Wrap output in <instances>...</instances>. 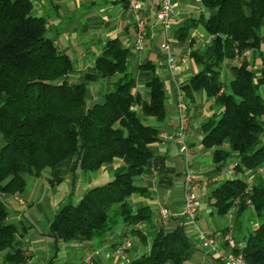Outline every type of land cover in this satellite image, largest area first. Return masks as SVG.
I'll return each mask as SVG.
<instances>
[{"label":"trees","instance_id":"trees-1","mask_svg":"<svg viewBox=\"0 0 264 264\" xmlns=\"http://www.w3.org/2000/svg\"><path fill=\"white\" fill-rule=\"evenodd\" d=\"M201 2L214 9L200 19L211 38L203 50L191 53L199 70L182 90L190 98L203 89L219 108L202 123L201 138L202 147L213 150L215 169L233 158L237 172L254 171L251 183L241 177L225 179L210 197L221 214L234 207L239 217L252 206L258 225L245 235L242 248L232 252H240L246 264H264V179L257 171L264 164V95L259 92L264 65L257 73L249 60L237 58L260 47L264 0ZM46 30V20L33 13L31 0H0V264H27L31 257L23 248L24 233L9 217L10 199L25 189L22 174L40 176L72 154L78 155L75 171L96 172L105 163L114 166L108 181L90 187L76 202L69 198L53 214L48 227L52 258L60 243L97 242L123 222L141 243L150 240L149 249L130 264H183L191 256L183 228L159 227L146 237L135 225L150 222L151 211L147 206L134 210L130 200L134 193L147 192L135 181L148 173L150 145L159 138L148 118L166 116L162 81L153 74L146 84L148 99L141 100L133 90L128 49L114 38L105 43L84 81L70 83L67 76L74 62L56 50ZM179 38L185 40L186 29ZM233 59L239 61L232 67L234 76L220 92L221 65ZM106 77L115 80L102 100L86 106L88 84Z\"/></svg>","mask_w":264,"mask_h":264},{"label":"crops","instance_id":"crops-1","mask_svg":"<svg viewBox=\"0 0 264 264\" xmlns=\"http://www.w3.org/2000/svg\"><path fill=\"white\" fill-rule=\"evenodd\" d=\"M31 1L33 13L46 20V34L52 38L56 50L67 54L74 62V69L67 76L70 83L84 81L85 74L92 72L95 58L101 54L105 43L114 38L120 46L128 49L127 60L133 76V90L140 95L141 100L148 99L146 84L153 74L162 81L166 92V116L163 120L148 118L149 124L158 129L159 138L150 145L152 157L148 161V173L138 176L135 181L137 186L146 188L147 192L134 193L130 198L134 210L149 207L151 221L139 222L135 227L149 237L159 227L172 230L181 226L191 250L190 258L183 264H219V255L232 251L224 239L229 231L235 248H242L245 235L258 225L257 219L253 217L252 206L239 217H235V208L221 214L211 204L210 193L228 178L241 177L251 183L254 171L237 172L233 168V158L220 170L215 169L213 150L203 148L201 138L202 123L216 114L219 108L214 98L203 89L195 91L190 98H185L182 90L190 76L199 70L191 53L203 50L211 38L200 19L208 18L214 13V9L203 6L201 0H176L173 23L165 30L155 18L158 0H140L145 34L143 40L138 42L134 16L128 8L127 0ZM183 28L186 29L185 40L179 38ZM261 32H264V16ZM162 43H167L169 48H161ZM245 58L259 73L264 65V38L259 49L249 50ZM238 60H225L222 63L220 72L224 87L234 76L232 67ZM113 80L115 77L97 78L90 82L85 92L86 106L90 107L102 100L104 91ZM259 90L264 95V85ZM178 93H182L186 103L187 157L179 152L171 136L176 128ZM134 107L138 109V104ZM2 142L0 137V145ZM77 156L72 154L58 163L52 171H44L40 176L23 173L25 189L10 199L9 217L18 230L24 233L23 248L31 254L27 264H130L134 258L149 249L150 240L147 238L144 244L141 243L136 235L128 232L130 227L123 222H118L97 242L79 239L60 243L55 258H52L53 252L42 256L34 250L35 245L40 244L53 249L49 223L53 214L71 199V195L80 198L97 180L107 181L110 178L113 163L103 164L95 172L96 175H92L88 171L74 170ZM187 169L195 181L205 182L195 188L200 204L194 219L181 213L184 202L183 182ZM260 175L264 179V172ZM161 206L170 212L166 221L159 218L158 209ZM203 234L211 235L215 251L210 250L204 242L201 237ZM120 248H123V254L118 253ZM79 253L85 256L81 257ZM77 255L80 256V263Z\"/></svg>","mask_w":264,"mask_h":264},{"label":"built area","instance_id":"built-area-1","mask_svg":"<svg viewBox=\"0 0 264 264\" xmlns=\"http://www.w3.org/2000/svg\"><path fill=\"white\" fill-rule=\"evenodd\" d=\"M176 4H177L176 0H158V7L155 12V18L165 30L170 28V26L173 23ZM127 5L129 10L132 12L134 16V21L137 28L138 42L142 41L145 34L144 20L141 13L142 3L140 0H127ZM161 48L166 50L169 48V46L167 43H162ZM248 52L249 50L243 51L241 54L237 56V58L241 60L242 58L246 57ZM223 89L224 86L222 85L220 88V92ZM176 114H177L176 128L171 136L174 138L175 143L178 146L179 152L184 157H187L189 154L188 146L186 142V129L188 126L187 125L188 118L186 113V103L182 93L177 94ZM261 139L264 141V133L261 135ZM234 165L235 162L233 163V167ZM257 171L260 173L264 172V164L261 167H259ZM199 184H205V182L201 181V183H199L195 181L190 170L187 169L183 182L184 202L181 213L183 216L189 219H194L197 215V209L199 207L200 202L195 194V188L198 187ZM247 203H250V201L247 200ZM233 209L234 207H231L229 210L232 211ZM158 215L162 221H166L170 216V212L166 207L161 206L158 209ZM201 237L204 240V242L209 246V249L215 251L214 240L211 237V235L203 234L201 235ZM224 239L230 248L235 247L234 239L232 238V234L230 233V231L225 234ZM118 253L123 254V248L118 249ZM218 261L219 264H246V261L240 252L233 253L232 251L224 254H220L218 257Z\"/></svg>","mask_w":264,"mask_h":264},{"label":"rangeland","instance_id":"rangeland-1","mask_svg":"<svg viewBox=\"0 0 264 264\" xmlns=\"http://www.w3.org/2000/svg\"><path fill=\"white\" fill-rule=\"evenodd\" d=\"M259 92L261 93V94H263L262 93V91L261 90H259ZM0 137H1V139L3 140V138H2V136H1V134H0ZM2 144H3V142H2ZM1 144V145H2ZM0 145V146H1ZM46 172H50V170H46ZM92 173V175H96L95 174V172H91ZM110 177H111V172H110ZM87 179H88V176H87ZM108 181V180H107ZM106 181H96L95 183H93L92 185H90V187H92V186H97V185H101V184H103V183H105ZM79 198L78 197H76V196H74V195H71V201L72 202H76L77 200H78ZM52 242V241H51ZM45 248H44V247ZM35 248L36 249H34V250H36L35 252H37L38 254H40V255H42V256H45V254H49V255H51L52 254V252H53V249L51 248V247H48L47 245H44V244H40V245H35ZM82 252V251H81ZM83 253V252H82ZM82 253H79L80 254V256L81 257H83V256H85V254H82ZM48 255H46V257H47ZM79 255H77V261L80 263V261H79V258H80V256L78 257Z\"/></svg>","mask_w":264,"mask_h":264},{"label":"water","instance_id":"water-1","mask_svg":"<svg viewBox=\"0 0 264 264\" xmlns=\"http://www.w3.org/2000/svg\"><path fill=\"white\" fill-rule=\"evenodd\" d=\"M80 140H81L80 144L82 145V138L81 137H80Z\"/></svg>","mask_w":264,"mask_h":264}]
</instances>
